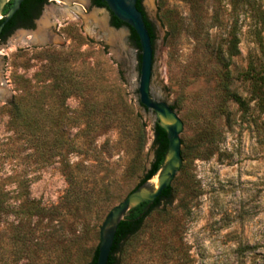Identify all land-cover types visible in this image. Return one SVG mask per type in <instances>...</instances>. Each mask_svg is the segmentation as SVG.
<instances>
[{
  "label": "rangeland",
  "instance_id": "374dc122",
  "mask_svg": "<svg viewBox=\"0 0 264 264\" xmlns=\"http://www.w3.org/2000/svg\"><path fill=\"white\" fill-rule=\"evenodd\" d=\"M59 1L67 6H46L40 19L50 44L31 45L23 30L0 42V264H91L103 219L154 158L155 118L138 104L130 32L109 44L104 8ZM143 2L155 34L151 94L182 120L184 157L170 199L123 242L117 264H264V115L225 98L214 56L234 28L239 54L229 72L245 96L238 75L264 0ZM260 34L264 43V25ZM53 62L62 82L81 83L65 111L57 93L42 89L55 79ZM25 89L44 96L40 106L26 102L21 133L9 104ZM87 108L92 121L81 115ZM29 200L45 211L28 217Z\"/></svg>",
  "mask_w": 264,
  "mask_h": 264
},
{
  "label": "trees",
  "instance_id": "16d2710c",
  "mask_svg": "<svg viewBox=\"0 0 264 264\" xmlns=\"http://www.w3.org/2000/svg\"><path fill=\"white\" fill-rule=\"evenodd\" d=\"M30 0H25L22 3V7H24L25 3ZM94 5L96 7H105V3L101 0H92ZM10 7V4L8 3L4 9L2 10L3 13L8 10ZM136 7L142 12L145 25L147 27L148 33L151 38L152 44H154L155 40V34H154V28L153 26L148 22V19L145 16V12L143 10V7L141 5V0H137ZM246 12V11H244ZM19 12H16V14L13 16V18L18 15ZM254 18V25L253 29L250 33L251 35V42L254 46V51L248 55L247 64L246 67L239 73L238 79L241 83L247 85V93L245 96L238 94L235 90L232 89L233 84V78L229 72V66L231 62V58L239 54V48L238 45L240 43V40L235 33V29H231L229 32V38L226 41V48H218L215 50V59L220 65L221 73L218 74L219 77V87L224 92V96L226 99L230 100L232 103H234L238 110H240L243 114H247L250 108H253L257 110L259 113L264 115V43L260 34V29L264 25V13L260 12L256 13V15L252 16ZM2 21H0L1 23ZM110 24L111 26L115 28H119L123 26V24L119 21H117L114 17H110ZM130 39L134 46L138 49L139 48V42L135 35V33L131 30L130 32ZM5 39H2L4 41ZM49 49V48H46ZM139 52H138V62H139ZM49 70L55 73V79L47 86L43 87L42 89H48V91H54V93L58 94V98L60 100L59 106L63 110L66 108L64 106V100L68 96V94L71 93H79L82 89L80 87L81 83L76 80H67L65 82H62L60 77L62 76V69H59L57 65L53 62L51 66H49ZM24 94L15 98L10 104H9V115H10V124L12 127H17L20 129L21 133H24L26 130V119H25V107L26 102L34 100L36 106H40L41 99L43 98L44 92L41 91H33L30 92V90H24ZM32 101V105H33ZM139 104V103H138ZM252 104V106H250ZM139 106H141L139 104ZM89 109V110H88ZM92 110V109H91ZM90 110V108H87V111L82 112L81 115L86 116L87 120L92 121L93 112ZM65 111V109H64ZM63 112V111H62ZM62 118L64 117L67 120L66 113H62ZM153 131V142H152V148L154 150V159L151 163V168L143 174V176L140 179V183L143 181L145 182L147 179H149L156 171L160 168V166L163 163L164 159V153L166 151L167 147V140L164 131L159 128L157 125L154 126ZM182 157H184L183 152H181ZM171 197V187L169 186L167 189L163 190L160 196L156 199V201L147 209L145 207L146 204H140L137 207L130 210L127 215L124 217V219L119 223L113 245L110 249V254L108 258L107 264H117V258L116 254L120 251L121 245H123V242L129 237L134 235L142 226L144 223V220L148 216V214L151 212L153 208L159 205L161 200H169ZM4 201L2 199V195H0V208L1 211H7V206H2ZM45 211L43 208L39 207L37 205V202L34 200H29L27 203V216L28 217H34L38 216L41 213ZM97 256V248L94 250V254L92 257L91 264H95Z\"/></svg>",
  "mask_w": 264,
  "mask_h": 264
},
{
  "label": "water",
  "instance_id": "95a60500",
  "mask_svg": "<svg viewBox=\"0 0 264 264\" xmlns=\"http://www.w3.org/2000/svg\"><path fill=\"white\" fill-rule=\"evenodd\" d=\"M24 0H0V31L3 25L8 22L16 10L20 8ZM105 3L102 10L104 15V25L108 28V18L114 17L123 26L107 30L112 36L109 44L115 43L117 36L131 30L135 33L139 42V75L137 86L138 103L146 111L152 113L155 118V125L161 128L166 136L167 147L164 153L163 163L159 169L145 182L138 184L120 203L113 206L103 219L99 227V245H97V256L95 264H107L110 249L114 242L115 233L119 223L127 213L140 204H146L145 209L150 207L160 196L163 190L167 189L178 169L182 164L180 133L183 130V122L179 118L175 109L164 100L156 99L152 96V73H153V44L148 33L142 12L136 7L137 0H101ZM10 4L8 10L3 13V9ZM90 1L86 0V6ZM144 9V2L141 0ZM96 7V6H95ZM145 12V11H144ZM124 28H127L125 30ZM26 36H31L29 43L39 47H45L51 42L49 32L41 22L37 23L34 31H26ZM114 37V38H113ZM154 159V158H153ZM153 162V161H152ZM151 168H147V171ZM146 171V172H147ZM145 172V173H146Z\"/></svg>",
  "mask_w": 264,
  "mask_h": 264
},
{
  "label": "flooded vegetation",
  "instance_id": "af4514ba",
  "mask_svg": "<svg viewBox=\"0 0 264 264\" xmlns=\"http://www.w3.org/2000/svg\"><path fill=\"white\" fill-rule=\"evenodd\" d=\"M89 1L90 4L95 6L92 0ZM22 3L20 5V8L16 10V12H19V14L16 15L14 18L12 17L1 28L0 42L2 39H6L10 35H12L16 30H23L24 32L34 31L37 27V23L41 22L40 19L42 18V11L46 6L55 7L57 9L56 12L60 11L61 7L59 5L63 7L67 6L63 1L59 0H30L25 3L24 7H22Z\"/></svg>",
  "mask_w": 264,
  "mask_h": 264
},
{
  "label": "bare ground",
  "instance_id": "6f19581e",
  "mask_svg": "<svg viewBox=\"0 0 264 264\" xmlns=\"http://www.w3.org/2000/svg\"><path fill=\"white\" fill-rule=\"evenodd\" d=\"M110 37H111V35H110V34H108V38H109V40H110Z\"/></svg>",
  "mask_w": 264,
  "mask_h": 264
}]
</instances>
